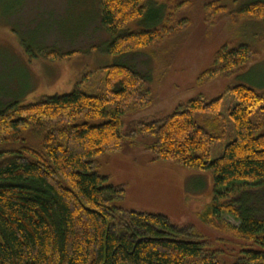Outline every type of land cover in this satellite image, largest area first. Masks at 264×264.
I'll use <instances>...</instances> for the list:
<instances>
[{"label":"trees","instance_id":"trees-1","mask_svg":"<svg viewBox=\"0 0 264 264\" xmlns=\"http://www.w3.org/2000/svg\"><path fill=\"white\" fill-rule=\"evenodd\" d=\"M152 1L162 8L170 4L164 16L157 10L160 24L120 35L146 16ZM190 3L100 0L101 24L113 38L106 51L119 56L162 45L190 26L187 18L173 20ZM204 12L212 26L225 14L234 24L264 23V1L237 10L214 1ZM81 53L50 50L41 56L64 61ZM254 60L248 45L223 47L203 79L232 76ZM231 91L235 105L228 116L235 138L218 159H213L214 146L226 135L222 98L192 99L161 124L148 125L146 132L154 138L147 150L157 159L212 174L210 220L223 213L234 217L240 226L222 223V230L248 244L235 259H223L161 216L115 206L125 190L106 186L107 178L95 171V159L136 144L137 135L125 132L123 118L146 110L152 97L141 75L111 66L84 75L69 95L31 105L14 103L0 111V264H264V218L218 205L239 191L264 185V93L245 85Z\"/></svg>","mask_w":264,"mask_h":264},{"label":"rangeland","instance_id":"rangeland-1","mask_svg":"<svg viewBox=\"0 0 264 264\" xmlns=\"http://www.w3.org/2000/svg\"><path fill=\"white\" fill-rule=\"evenodd\" d=\"M173 1L191 2V7L188 5L173 17L176 23L189 19L188 28L148 52L114 56L106 51L113 38L101 24L100 0H0V111L14 103L31 105L69 95L84 75L99 69L131 68L145 79L152 104L123 118L125 132L136 133V144L127 145L120 153L96 158V173L107 178L106 186L124 188L123 199L115 203L117 208L161 216L188 238L203 242L231 261L248 244L222 230V223L240 226L234 217L223 213L210 220L215 199L212 174L193 172L157 159L147 150L154 138L146 129L152 123L161 124L192 99L222 98L226 135L215 144L213 159L222 157L224 147L235 138L228 116L235 105L231 90L245 85L264 93V23L242 20L234 24L225 14L215 25H208L204 6L219 1L237 10L264 0ZM149 6L146 16L120 35L156 28L160 24L155 20L157 10L164 16L170 8L167 2L164 8L154 1ZM240 45H248L255 58L245 71L214 80L203 79L220 49ZM50 50L82 53L69 60L51 61L41 56ZM218 205L252 211L263 219L264 185L239 191L219 200Z\"/></svg>","mask_w":264,"mask_h":264}]
</instances>
